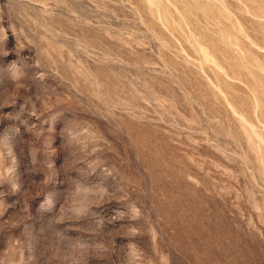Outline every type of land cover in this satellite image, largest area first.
Wrapping results in <instances>:
<instances>
[{"label": "rangeland", "instance_id": "rangeland-1", "mask_svg": "<svg viewBox=\"0 0 264 264\" xmlns=\"http://www.w3.org/2000/svg\"><path fill=\"white\" fill-rule=\"evenodd\" d=\"M0 264H264V0H0Z\"/></svg>", "mask_w": 264, "mask_h": 264}]
</instances>
